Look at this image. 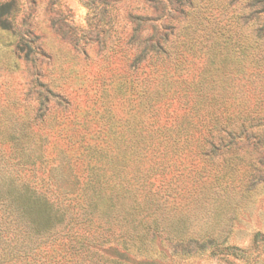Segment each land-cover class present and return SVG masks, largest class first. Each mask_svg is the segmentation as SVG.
<instances>
[{
    "label": "rangeland",
    "instance_id": "1",
    "mask_svg": "<svg viewBox=\"0 0 264 264\" xmlns=\"http://www.w3.org/2000/svg\"><path fill=\"white\" fill-rule=\"evenodd\" d=\"M14 1L0 185L29 184L59 222L13 241L5 225L0 264H264V18L249 0Z\"/></svg>",
    "mask_w": 264,
    "mask_h": 264
},
{
    "label": "trees",
    "instance_id": "2",
    "mask_svg": "<svg viewBox=\"0 0 264 264\" xmlns=\"http://www.w3.org/2000/svg\"><path fill=\"white\" fill-rule=\"evenodd\" d=\"M15 1L11 0L0 4V27L2 29H9V17L13 15V7ZM248 7L253 11L257 17L264 18V0H249ZM263 30V27L260 28ZM156 46H153L155 45ZM159 43L152 44L154 56H160L158 49ZM28 59V56H26ZM59 222V214L54 208V205L43 195H38L31 191L29 184L17 186L16 183L0 185V240L2 239L1 229L8 225L13 232V241L15 237V230L17 227L23 231L24 237L30 239L35 231L51 230L56 222Z\"/></svg>",
    "mask_w": 264,
    "mask_h": 264
}]
</instances>
